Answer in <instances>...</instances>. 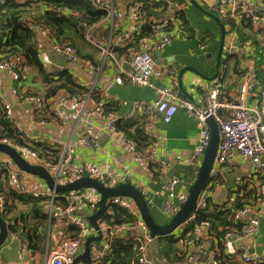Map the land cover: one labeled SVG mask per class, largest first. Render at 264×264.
Masks as SVG:
<instances>
[{"label":"built area","instance_id":"2783aa9c","mask_svg":"<svg viewBox=\"0 0 264 264\" xmlns=\"http://www.w3.org/2000/svg\"><path fill=\"white\" fill-rule=\"evenodd\" d=\"M10 1L12 0H0V10ZM91 1L95 9L106 14V19L114 17L110 0ZM145 2L151 5L155 3L171 5L174 10L173 14L171 17H167L162 13L156 17H151L148 21L143 17V3L136 0L130 4L126 13V19L130 23L127 29L105 40L93 33L100 26V21L92 27L85 28L82 33V41L105 59L110 58L112 60L115 74L114 82L117 85L128 83L140 88L152 89L156 97L152 103H134L128 114L116 115L114 113L105 114L101 106L89 107L87 102L89 96L83 99L60 93L49 101L38 94L23 96L20 93L19 84L28 70L22 67V61L16 56H2L0 58V85L2 75L7 74L15 101L25 107L33 119L41 118L45 113L61 121L73 119L76 123L92 119L95 116L100 117L104 130L116 137L129 153L133 162L140 165L151 176L154 170H157L161 176L166 173L164 171L165 164L157 157L159 144L165 141V137L155 127L156 121H161L164 124L170 123L180 108L186 110L196 120L200 129V137L195 149L185 160L186 166L195 167L201 164L204 152L209 145L210 131L206 126V120L212 118L218 127L220 142L211 179L199 195L193 212L177 227V233L173 234L179 236L180 233L186 231L191 227L197 213L207 209L205 199L210 197V189L216 174L222 167L232 166L234 157L237 156L250 161L256 167L257 177L236 178L233 188L234 195L226 200L234 201L237 196L242 194V188H254L257 200L254 205L245 206L233 214V220L240 221L244 226L241 231H228L223 236L222 245L225 254L231 260L236 259L241 264H264V254L249 256L236 248L239 241L248 236H254L259 227L260 215H262L264 207V80H260L264 66L259 63V59H252V67L244 70L240 77L238 76L234 92H228L225 87L227 65L224 63L218 77L202 91L204 103L201 107H196L183 99L172 89L155 86L152 79H161L167 76L173 80L176 75V69L173 65L155 60L154 54L162 52L172 43L174 37L183 36L179 17L180 13L188 9L190 3L188 0H146ZM259 7H264V0H255L254 4L247 0H219L214 5L213 12L224 24L226 33L231 35L223 47V56L227 61L236 60L240 62L243 56L244 45L235 38V33L239 29L245 34H252L256 39L250 41L246 48L248 47L253 54L259 50L264 51V43L256 44L257 40H264V13L257 10ZM57 12L63 16L80 18L74 12L61 9H58ZM145 21L150 22V29L154 38L141 41L135 49L129 50L124 57L116 59L112 53L129 44ZM31 28L36 32V36L45 42V48L39 50V56L49 73H55L61 69L53 62L54 57L60 56L66 57L71 64H81L89 71L95 70L92 62L81 60L77 51L70 44L56 43L48 29L38 24H31ZM198 50L205 52L207 50L205 44H199ZM77 84L90 87L102 99H108L105 92L94 89L95 87L90 84ZM251 85L254 90H251ZM250 98L256 100L257 105L250 104ZM2 105L5 120L21 135L24 144L19 145L6 139L0 140V143L12 147L28 164L40 166L47 170L56 184L65 185L83 177L94 179L106 188L127 183L126 177L108 174L99 167L71 164V153L76 147L95 148L97 137L92 131V133L87 132L80 136L76 142L68 144L45 141L42 137L32 138L16 123L12 105L5 101H2ZM140 116L144 118L141 131L146 141L145 147H139L134 139L127 137L117 127L118 122L133 123ZM39 123L45 125L48 121L42 120ZM38 144L58 151L60 153L59 158L55 160L52 157L50 160L40 156L33 148L34 145ZM27 177L33 178V176L20 171L6 155L0 153V216L2 217L6 213L12 202L8 192L20 197H31L42 203L47 226L44 230L45 245L38 255L43 259L44 264H106L105 257L110 252L111 244L118 239L129 240L135 245L137 258L132 264H158L148 256L151 243L148 229L131 200L115 197L107 202V207L116 206L124 211L131 218V225L110 224L103 221L102 217L97 221L98 230H95L88 225L86 219L82 218L80 214L83 211L92 214L96 212L100 199L97 192L86 189L58 195L46 188L30 185ZM180 184V180L169 178L163 186L166 202L162 206V211L167 217L171 218L176 215L187 200L188 193L186 190H177ZM141 189V194L146 203L151 204L146 193L147 190L144 187ZM60 198L67 202V206L62 207L58 203ZM98 232L101 241L95 251L92 252L88 263L75 262V259L81 254L87 237H91L93 234L97 236ZM194 233L197 237V243H203L211 249L210 252L214 257L211 264H219L216 258L217 253L212 249L214 239L210 237L207 227H196ZM11 239L17 238L12 236ZM27 249V243L20 242L17 251V263L14 264H24L22 261ZM0 264H2L1 259ZM191 264L199 263L193 261Z\"/></svg>","mask_w":264,"mask_h":264},{"label":"crops","instance_id":"0c3cea01","mask_svg":"<svg viewBox=\"0 0 264 264\" xmlns=\"http://www.w3.org/2000/svg\"><path fill=\"white\" fill-rule=\"evenodd\" d=\"M13 1L21 3L24 0ZM110 1L112 2L114 17L106 19L105 14L104 19L101 20L100 26H98V28L93 31L96 36L105 40H108L110 36L117 35L120 31L125 30L130 26V23L126 19V13L130 4L136 0ZM140 1L144 3L146 0ZM218 1L219 0H196L199 5L206 8V11L212 10ZM247 1L252 4L255 3V0ZM259 9H261L260 12L264 13V7H259ZM173 11V7L169 5L164 14L167 17H171ZM181 28L183 33L182 37H174L172 43L162 52H156L154 54L155 60L168 62L170 65L174 66L176 69V75L174 76V79L170 80V78L166 76L161 79H152V81L155 86L165 87L176 91L180 97L194 104L196 107L203 106L204 100L202 98V91L209 83L218 77V74L220 73L224 63L227 65L225 73L226 91L234 92L238 76L240 77V74L244 70L246 71L247 68L252 67V59H261L264 54V51L261 50L253 54V52H251L248 47L246 48V45L250 41L256 39L252 34H245L239 29L238 32L235 33V38L238 42L244 45L243 56L240 59V62H237V64L235 63V65L233 60L227 61L223 56L222 48V57L217 75L213 80H210L216 72L215 63L220 35L218 25L212 19L205 17L196 8L188 7V9L185 10L183 18L181 19ZM230 37L231 35L225 31L223 47L225 41ZM261 43H264V40L259 39L256 41V44L258 45H261ZM36 44L40 47V49L45 48V42L43 39L37 37ZM199 44H205L207 50H205V52L198 50ZM60 57V60L57 62L63 61V56ZM53 62L56 64L54 58ZM189 67L199 71L204 77H206V79L190 71H185L181 77V80H179L180 71ZM61 69H66L69 71L76 83L90 84L91 86L95 87L94 89H99L107 94V100L102 99L97 94L99 99L102 100L99 103H94V101L90 99V96L87 100L88 106L93 108L95 105L102 107V102L106 104V108L102 107L105 114H128L131 111L132 105L134 103H152L156 99L152 89L140 88L128 83L117 85L114 82L115 74L113 62L103 63L102 65L95 66L94 71H89L81 64H71L69 62H67L64 67H61ZM31 74L32 71L30 70L29 75ZM27 80L28 77L25 80L24 78L22 79L19 84L20 90H26L27 88H30V82H36L40 84L36 77H33V79L30 81ZM261 80H264L263 75ZM36 86L38 88L40 87L38 84H36ZM86 88L89 90V94L92 92L97 93L90 87ZM250 88L251 90H254L252 85ZM0 100L1 102L5 101L12 105L13 115L16 123H18V125L32 138L42 137L45 141H56L68 144L76 142L80 136L87 132L92 131L94 134H96L97 139L95 148L85 149L82 147H76L71 153V164L92 165L99 167L108 174L126 177L127 184L134 186L140 193L142 190L141 187H144L147 190L146 193L151 200V204H146L149 208L150 214L158 225H165L172 218L167 217L162 211V206L166 202V198L163 195V186L167 179L176 178L180 180V178H182V182L178 186L177 190H186L188 194L191 186L196 180V175L182 171L173 166L174 164L186 166L185 160L195 149L197 140L200 137V129L197 126L196 120L184 109H178L177 113L168 124H164L161 121L155 122V127L157 130L165 137V141L159 144L157 157L162 163L165 164L164 171L166 172L164 176H161L157 170H154L158 173L156 177L153 176L154 171L152 176L148 175L140 165L133 162L129 153L116 139V137L108 134L104 130L103 122L98 116L80 123H76L73 119L61 121L55 117H51L48 113H45V115L41 118L33 119L28 113L27 109L15 101V98L11 93V84L7 74L2 75V82L0 85ZM250 104L257 105V101L253 98H250ZM138 118L144 119L143 116ZM42 120H47L48 123L41 125L39 121ZM59 156L60 153L58 152V157ZM171 170L173 171L172 175L171 177L167 178V174ZM256 173V167L250 161L235 156L232 166L222 167L216 174L215 180L212 183L213 186L210 189L211 199L216 203L223 202L224 200L231 197V195H234L233 188L235 186L234 183L236 178H244L245 176L256 178ZM216 180L218 181L217 185ZM27 181L30 185L33 184L38 188H46L44 182L36 177L34 178V176L33 178L27 177ZM90 215H92V213H88L86 211H83L80 214V216L84 219ZM259 221V227L253 236V243L247 245L244 241V238L236 244V248L239 249V251H242L249 256L264 254V207L262 209V215H260ZM174 233H177V231ZM91 237L93 238L97 236L93 234ZM91 237H87V239ZM20 242L22 241L19 239L12 240L8 235L6 243L1 247L2 254L0 255V259L2 264L17 263V251L19 249ZM89 246L91 250V256L92 252L95 251L96 247L98 246V243L91 241ZM84 247L85 243L83 245L81 254L84 252ZM210 250L211 249L207 245L194 242L187 249L186 260L176 264H191L193 261H197L199 264H211L214 260V257ZM250 251L253 252L250 253ZM158 252L159 247L156 249L150 245L148 249L149 258L155 259ZM38 253L39 251L35 254L29 253L27 251L22 263L44 264L43 259L38 255ZM234 261H236V259H234Z\"/></svg>","mask_w":264,"mask_h":264},{"label":"trees","instance_id":"16d2710c","mask_svg":"<svg viewBox=\"0 0 264 264\" xmlns=\"http://www.w3.org/2000/svg\"><path fill=\"white\" fill-rule=\"evenodd\" d=\"M189 7H192L191 5ZM168 8L166 3H155L153 5L143 3L142 12L144 18L149 21L151 17L164 14ZM194 8V7H192ZM205 10L206 8L203 7ZM74 12L80 18L60 15L57 10ZM160 10V11H158ZM210 13L217 15L213 10ZM185 11L180 13L179 21L184 16ZM105 17V13L93 7L91 0H24L21 3L10 1L0 10V58L2 56H16L21 58L22 67L28 72L24 74V80L27 81L36 77L39 83L30 82V88L20 90L23 96L41 95L46 101L53 99L60 93L86 98L90 96L94 103H99L97 93L92 92L76 83L72 75L66 69L57 70L55 73H49L42 63L39 50L36 44V32L31 28V24H38L48 29L56 43L70 44L78 53L81 60H90L93 66H99L103 63H110V58L105 59L100 53L91 50L82 41V33L85 28L92 27L99 23ZM145 21L139 31L134 35L129 44L114 51L112 54L116 59H121L129 50H133L143 40L154 38L150 29V22ZM238 61H234L237 64ZM259 63L264 66V55L259 59ZM235 64V65H236ZM30 70L32 74L29 75ZM264 76V69L260 74V80ZM30 77V78H29ZM38 84L40 87L36 86ZM102 107L106 104L102 102ZM142 118H138L133 123H117L118 129L127 137L136 141L137 145L146 146L145 138L142 135ZM6 139L10 142L23 145L24 140L21 135L13 128L4 117V109L0 100V140ZM34 150L46 159H58V151L51 150L44 145H34ZM51 160V159H50ZM158 173L154 171L153 176ZM3 179H5L3 177ZM216 180V185H217ZM241 195L234 201L226 200L216 203L211 197H207L205 202L207 209L197 213L196 218L186 231L179 234H172L157 240L159 252L154 259L155 263L176 264L183 262L187 257V249L191 244L197 242L195 235L196 227H207L210 237L214 239L212 249L217 253L219 264H241L231 260L225 254L222 245L223 236L228 231H241L244 224L233 220V214L248 205H254L257 200L254 188H242ZM12 202L6 213L2 216L3 221L7 223L8 235L11 238L26 242L27 251L35 254L45 245L44 230L47 225L46 215L42 203L31 197L16 196L8 192ZM58 203L65 207L67 202L64 199H58ZM110 224L131 225V218L116 206H109L102 218ZM110 252L105 257L106 264H132L136 261L137 252L135 245L129 240H115L111 244Z\"/></svg>","mask_w":264,"mask_h":264},{"label":"water","instance_id":"95a60500","mask_svg":"<svg viewBox=\"0 0 264 264\" xmlns=\"http://www.w3.org/2000/svg\"><path fill=\"white\" fill-rule=\"evenodd\" d=\"M190 5L194 8H196L199 12H201L205 17L212 19L219 27L220 35H219V47L216 54V63H215V74L210 79L213 80L216 75L217 71L220 65V60L222 57V48L225 38V29L224 25L221 23L219 18H217L214 14L210 13L209 11H206L201 5H199L196 0H188ZM261 10V9H257ZM61 57H54V61L57 65L64 67L65 64L68 62L66 57H62V62H57L60 60ZM185 71H190L200 77H203L206 79V77L203 76L199 71L196 69L189 67L186 69H182L179 73V80H181V77ZM206 125L210 131V141L209 145L206 148L201 164L199 166L191 167V166H184V165H177L174 164L173 166L182 170L189 172L190 174L196 175V180L194 181L193 185L191 186L188 194L187 201L185 204L180 208L178 213L174 215L165 225H158L154 221L152 215L150 214L149 208L146 204L145 199L141 195V193L132 185L130 184H121L117 185L112 188H106L98 181L83 177L80 179H77L71 183L65 184V185H58L54 182L51 175L48 173L47 170L40 166H34L31 164H28L24 159H22L19 154L10 146L4 145L0 143V153L4 154L9 157V159L12 161V163L23 173L32 175L39 180L43 181L46 188L49 191L54 192L55 194L62 195V194H69L71 192L80 191V190H94L98 193L100 196L99 202H98V209L97 211L88 216L86 218L89 226L94 228L95 230H98L97 227V221L100 220L106 209H107V202L111 198L115 197H121V198H127L129 200H132L140 214L141 220L145 223L149 237L151 239L150 245L156 249H158L157 246V239L166 237L169 235H172L177 227L185 221L190 214L193 212V210L196 207L199 195L203 191V189L209 184V181L211 179V173L214 169L215 159L217 157V151L218 146L220 142V135L218 127L215 123V121L212 118H208L206 120ZM172 170L167 174V178L171 177ZM166 180V178H165ZM180 181L182 182V178H180ZM8 239V231L5 222L3 221L2 217L0 216V255L1 247L6 243ZM253 236H248L245 238V242L247 245H250L253 243ZM95 241L99 243L101 241L100 233H97V237H91L88 238L85 242L84 252L79 255L75 262H82V263H88V260L90 258V242ZM253 251H250L252 253Z\"/></svg>","mask_w":264,"mask_h":264}]
</instances>
